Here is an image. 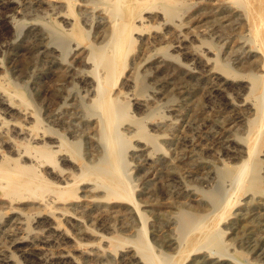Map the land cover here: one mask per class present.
I'll use <instances>...</instances> for the list:
<instances>
[{
    "label": "bare ground",
    "instance_id": "obj_1",
    "mask_svg": "<svg viewBox=\"0 0 264 264\" xmlns=\"http://www.w3.org/2000/svg\"><path fill=\"white\" fill-rule=\"evenodd\" d=\"M0 7L7 38L0 46V79L8 80L9 68L32 77L28 62L19 64L21 56L31 58L32 67H41L40 73L51 78L39 88L28 81L44 104L46 122L38 108L29 107L33 101L30 92L24 97L14 84L11 89L0 83V200L7 203L4 221L22 226L27 238L64 240L72 236L62 226V217L82 228V215H92V221L103 224L110 234L83 227L98 237L84 257L103 264H110L117 248L126 243L133 249L121 254L119 260L133 264H183L202 248L213 253V246L223 242L221 222L236 204L238 192H250L244 207L235 211L238 219L245 218L258 203L257 195L264 193L257 157L258 147L264 144V0H0ZM188 7L198 14L216 15V32L229 44L222 58L217 54L205 58L197 47L188 49L201 67L211 75L216 73V93L242 115L243 135L236 136L242 158L234 165L215 167L217 176L230 181V192L223 201L209 193V205L216 206V211L193 214L187 220L179 218L185 230L176 238L175 252L167 254L153 249L147 234L148 215L124 173L125 151L133 138L134 152L145 160L159 148L156 136L145 131L142 118L128 114L126 96L130 90L144 89V76L150 67L152 75H157L165 61L176 59L172 51L178 45L156 47L157 40L166 41L167 32L146 33L148 21L159 18L168 24L180 9ZM31 9L37 16L26 20L23 16ZM50 14L57 20L50 22ZM135 43L138 50L131 53ZM126 67L124 78L119 79ZM67 82L83 88L89 98L86 105L65 104ZM133 104L137 108L142 105ZM122 116L135 127L121 130ZM80 139L88 143L85 157L78 147ZM80 181L86 182L84 191L90 193L84 197L77 195ZM116 199L129 205L114 208ZM30 217L36 219L31 228ZM134 224V238L119 233ZM24 241L15 240L18 244ZM109 244L111 250L105 248ZM239 256L237 261L246 264ZM12 257L8 255L6 261ZM51 258L79 264L75 255L63 248ZM38 260L44 262L41 257Z\"/></svg>",
    "mask_w": 264,
    "mask_h": 264
},
{
    "label": "rangeland",
    "instance_id": "obj_2",
    "mask_svg": "<svg viewBox=\"0 0 264 264\" xmlns=\"http://www.w3.org/2000/svg\"><path fill=\"white\" fill-rule=\"evenodd\" d=\"M1 13L0 7V46L7 41ZM37 13L36 10L31 9L23 18L31 20L37 16ZM47 18L50 22L57 20L52 14ZM145 28L146 33L159 35L167 32L166 41L157 40L156 47L170 44H177L178 47L172 51L176 56L175 60L165 61L162 64L163 71L157 75H152L150 67L148 74L144 76V89L130 90L126 96L128 114L134 118H142L145 131L156 136L159 148L153 149L151 159L145 160L143 155L134 152L133 145L136 140L133 138L125 151L124 173L133 186L135 198L148 215L147 234L153 249L155 252L173 254L176 250V238L185 230L179 218L187 220L193 214L216 211V206L209 205V193L212 192L223 201L230 192V181L217 176L215 167L220 166L221 163L234 165L242 158L241 142L236 137L243 135V128L240 127L239 122L242 115L216 93V73L211 75L207 68L201 67L196 62L195 55H191L188 49L197 47L198 54L205 58H213L216 54L222 58L224 52L229 49V44H225L224 36H219L216 32V15L198 14L193 12L191 7L182 8L168 24H162L161 19L153 18L148 21ZM88 37L91 38V32L88 33ZM181 38L183 42H179ZM135 44L131 53L138 50V43ZM69 54H66V60ZM19 64L26 65L27 68L30 66L28 69L31 70L29 74L32 77H28L27 73L21 75L13 72V69L9 68L8 80L0 79V83L11 89L14 84L24 93V97L30 92L33 101L29 107L38 108L43 122H46L44 104L35 97L36 92L30 89L28 81L39 88L42 84H49L51 78L40 73L41 67H32L34 62L31 58L27 60L25 56H21ZM127 67L119 75V79L124 78ZM118 85L121 86V81ZM64 86L65 104L69 107L73 103L83 106L89 102L85 91L77 83L67 82ZM135 101L144 105L137 108L136 104H133ZM120 121L121 130H125L127 126L135 127V124H131L132 126L128 124L125 116H122ZM87 145V142L80 139L78 147L82 157H85L84 151ZM258 151L257 157L261 160L258 175L264 184L263 143L258 147ZM80 159L76 160V163H79ZM84 186H86L85 181L78 183V196L84 197L85 194H90L85 193ZM237 195L236 204L229 211L227 210L228 215L221 222L224 232L222 244L213 246V253H209L205 248L192 253L184 259L183 264H241L238 262L239 255L244 257L243 261L246 264H264V215H262L264 193L257 195L258 203H255L256 205L251 207L245 218L241 219L236 218L235 211L239 207H244L250 192L239 191ZM4 202V199L0 200L2 203L0 204V264H67L51 258L52 253L62 248L70 250L79 264H103L102 260L84 257L89 245L97 242L98 237L91 231H83V227L110 234L103 224L92 221V215H82V228L62 217V226L72 237L64 240L49 237L51 240L45 241L39 237L27 238L26 230L22 226L15 222L4 221L5 205H7ZM112 205L114 208L124 209L129 203L123 199H116ZM180 210L184 211L181 216ZM234 219H237L236 224L231 223ZM35 220L33 217L28 219L30 228L35 225ZM135 227L136 224L119 233L129 239L134 238ZM18 239L25 240V243H16L15 240ZM74 242L78 244L74 245ZM105 248L111 250L112 245L109 244ZM131 249L133 247L129 243L118 247L116 255L112 252L115 257L110 264H133L119 260L121 254ZM10 254L13 255V259L6 261V257ZM39 257L44 262L39 263ZM193 260L198 262L191 263Z\"/></svg>",
    "mask_w": 264,
    "mask_h": 264
}]
</instances>
